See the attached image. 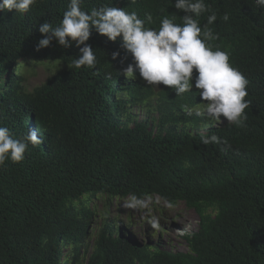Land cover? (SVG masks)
I'll use <instances>...</instances> for the list:
<instances>
[{
  "label": "trees",
  "instance_id": "obj_1",
  "mask_svg": "<svg viewBox=\"0 0 264 264\" xmlns=\"http://www.w3.org/2000/svg\"><path fill=\"white\" fill-rule=\"evenodd\" d=\"M204 2L208 10L197 18L202 30L207 17L217 15L208 27L219 39L209 43L213 50L229 53L232 66L249 81L243 126L210 134L227 140L230 147L204 145L200 136L180 129L179 123L188 121L182 113L199 104L195 93L181 97L164 87L157 94L162 115L156 119L155 133L130 111L85 104L77 87L94 83L68 69L67 49L53 41L36 51L43 38L40 25L59 26L70 0H38L26 14L0 12V93L13 67L24 66L20 61L33 59L23 76L27 82L37 66L53 65L41 87L32 93L22 87L15 93L26 111L35 114L45 141L42 148L29 144L22 162L9 159L0 167V264H60L63 247L71 245L76 247L72 264H264V8L255 0ZM174 4L175 0H84L81 7L90 13L113 6L135 11L142 19L150 13L153 20L146 27L158 30L161 20L172 14L182 23L183 12ZM101 37L93 29L90 39L98 63L121 69L122 59L111 58L116 42ZM196 75L194 70V84ZM137 91L144 101L155 95L144 85ZM139 101L135 96L127 104ZM24 117L0 107V126L17 139L28 131L17 122ZM133 123L136 127L129 128ZM98 192L106 194L109 203L130 195L138 203L155 194L171 204L185 202L200 219L198 231L185 237L188 252L119 238L108 221L90 233L96 212L59 201Z\"/></svg>",
  "mask_w": 264,
  "mask_h": 264
},
{
  "label": "clouds",
  "instance_id": "obj_2",
  "mask_svg": "<svg viewBox=\"0 0 264 264\" xmlns=\"http://www.w3.org/2000/svg\"><path fill=\"white\" fill-rule=\"evenodd\" d=\"M37 2L38 0H0V12L16 10L18 13L26 14ZM83 2L84 0H70L68 10L64 12L59 26L54 28L48 22L40 25L39 31L43 38L38 41L36 51L49 48L53 41L67 49L65 52L71 56L66 59L68 69L78 71L82 77L94 83H83L77 87L85 104L95 103L97 104L95 109L111 112L119 109L130 111L139 123L147 124L148 130L155 133L159 128L156 119L162 115L161 102L157 94L164 91L166 86L174 89L177 96L181 97L195 93L199 98V104L182 113L188 121L179 123L180 129L186 127L193 136H200L204 145L215 143L230 147L227 140L221 141L216 135L210 134L224 131L232 125L243 126L247 119L245 110L250 104V101L245 99L248 96L249 81L238 68L232 66L229 53L219 48L213 50L209 43L219 39V36L208 27L216 22L217 15L215 12L209 15L207 25L202 30L197 18L208 10L204 0H175L174 7L183 12L182 23H176V16L172 14L171 18L166 16L161 20L158 30L146 27V24L153 20L150 13L142 19L135 11L128 12L113 6L91 9L89 13L82 9ZM255 2L257 6L264 8V0ZM229 18L227 13L223 15L225 22ZM93 29L102 35L101 41L116 42L111 58L122 59L121 69L115 70L109 64L98 63L93 40L90 39ZM32 61L31 58L26 62L20 61L24 66L22 68L16 66L19 70L13 67L11 79L0 93V107L10 108L25 116L17 122L28 127L24 136L17 139L9 128L0 126V167L9 159L14 163L22 162L29 144L38 148L44 145L45 133L35 119V114L26 111L23 103L15 96L16 91H20L22 87L29 93L41 87L43 83L34 82V78L39 76L37 67H43L46 79L51 75L53 65H39L34 69V75L28 77L29 81H23L25 71ZM194 70L197 73L195 84ZM138 85L151 88L155 95H148L144 101L137 91ZM128 87L131 88V92H128ZM135 96H138L140 101L127 104ZM139 113L144 117L140 118ZM124 121L125 119L120 120L121 123H125ZM128 127L135 128L136 124H129ZM158 198L170 203L157 194L144 197L138 203L132 195L120 200L115 198L109 203L108 196L99 192L74 197L64 196L59 201L62 203L73 201L76 207L81 206L82 209L86 206L96 212L95 224L91 223L88 231L94 233L98 226L97 218H103L114 202L134 201V205L139 208L145 205L150 209L153 206L152 200ZM159 209L163 210L161 207ZM147 217L152 220L150 215ZM104 221L108 220L102 219V222ZM108 223L111 225V222ZM111 227L119 238L128 239L123 225L119 226L120 234L116 228L112 225ZM93 241L91 238L89 242ZM75 250L76 247L73 245L64 246L60 264H72Z\"/></svg>",
  "mask_w": 264,
  "mask_h": 264
},
{
  "label": "rangeland",
  "instance_id": "obj_3",
  "mask_svg": "<svg viewBox=\"0 0 264 264\" xmlns=\"http://www.w3.org/2000/svg\"><path fill=\"white\" fill-rule=\"evenodd\" d=\"M37 71L39 76L34 78V82L42 84L46 79L44 69L37 67ZM139 116L144 117L141 113ZM152 203L153 206L149 209L145 205L139 208L134 205V201L114 202L103 218H97L96 224L100 225L102 219H106L120 234L121 222L126 228V237L131 241L172 252H188L185 237L198 231L199 216L193 209L188 208L185 202L170 204L158 198L153 199ZM147 215H150L152 220H149ZM115 221L118 222L115 224Z\"/></svg>",
  "mask_w": 264,
  "mask_h": 264
}]
</instances>
